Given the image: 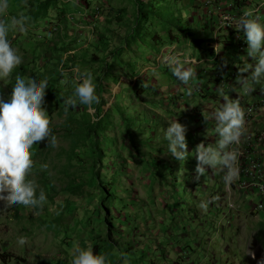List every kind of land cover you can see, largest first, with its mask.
<instances>
[{
	"label": "rangeland",
	"instance_id": "1",
	"mask_svg": "<svg viewBox=\"0 0 264 264\" xmlns=\"http://www.w3.org/2000/svg\"><path fill=\"white\" fill-rule=\"evenodd\" d=\"M247 8L264 21V0H10V15L23 13L30 23L9 34L23 58L0 81V98L17 74L47 77L42 107L57 146L30 150L32 176L47 197L42 208L0 202V264H71L74 249L89 244L107 253L109 264L264 261V212L242 208L234 194L247 175L254 181V168L239 160L230 186L218 168L195 178L196 145L216 139L220 91L246 107L264 90V80L251 81L247 44L239 49L245 39L236 20ZM226 14L233 25L221 28ZM177 52L195 70L190 86L165 63ZM84 70L93 73L100 102L65 112ZM173 119L186 126L183 161L166 152L163 129Z\"/></svg>",
	"mask_w": 264,
	"mask_h": 264
},
{
	"label": "clouds",
	"instance_id": "2",
	"mask_svg": "<svg viewBox=\"0 0 264 264\" xmlns=\"http://www.w3.org/2000/svg\"><path fill=\"white\" fill-rule=\"evenodd\" d=\"M25 6L27 0H24ZM10 0H0V81L8 80L13 70L21 63L23 54L18 47L11 44V32H26L29 17L23 13L10 15ZM237 28L243 32L247 44V55L255 60L251 71V81L264 80V21L256 15V10L247 8L236 20ZM165 63L172 75L186 86H190L196 73L193 67L187 66L189 61L182 53H170ZM250 65L240 68V72H247ZM243 92L251 90L248 82ZM48 78L37 79L15 76L7 98H0V202L4 207L23 205L32 209H39L46 203L45 191L32 176L34 161L32 146L42 140L52 146H57V137L50 127V115L44 107L45 90L48 88ZM97 84L93 73L88 70L79 71L72 95L64 99L65 112L77 105L98 104L100 97L96 92ZM191 91V87H189ZM222 103L213 113L215 120L214 143L196 145L194 150L195 178L205 175L207 169H220L226 186L238 180L240 175L238 146L247 134L245 109L239 98H230L223 90L220 91ZM206 119V118H205ZM186 126L173 119L163 129V137L167 141V153L178 161H183L186 152ZM42 170L48 165L41 164ZM212 199H218L213 197ZM210 200H202L199 207L208 208ZM2 210V209H0ZM26 237L20 235L16 244H26ZM91 244L86 247L77 246L74 249L71 264H109L105 253H93ZM264 264V261L260 262Z\"/></svg>",
	"mask_w": 264,
	"mask_h": 264
},
{
	"label": "built area",
	"instance_id": "3",
	"mask_svg": "<svg viewBox=\"0 0 264 264\" xmlns=\"http://www.w3.org/2000/svg\"><path fill=\"white\" fill-rule=\"evenodd\" d=\"M224 20L220 22L221 28H229L233 25L231 14L224 15ZM237 38V37H236ZM239 39V38H238ZM246 47V41H241L239 49L244 50ZM240 50V52H241ZM254 67V65H253ZM252 71V69H251ZM256 94L259 99L255 103H251L250 106L243 107L245 109V120L247 134L242 138L240 145L238 146L241 153L239 160L249 164L254 169L249 171L256 173V176L252 181L249 176L244 178L240 184L236 186L234 194L245 202L242 208L253 213L264 212V90L256 89ZM242 168V165H241ZM232 194V191H228ZM249 195H253L254 199L249 200ZM244 196H246L244 198ZM255 200V201H254ZM239 202L237 200H230L229 208L238 211Z\"/></svg>",
	"mask_w": 264,
	"mask_h": 264
},
{
	"label": "trees",
	"instance_id": "4",
	"mask_svg": "<svg viewBox=\"0 0 264 264\" xmlns=\"http://www.w3.org/2000/svg\"><path fill=\"white\" fill-rule=\"evenodd\" d=\"M52 133L54 134V131H52ZM38 144H40V146H41V148H48V147H50V145L47 143V141L46 140H42V141H40ZM113 192L111 191V194H112ZM105 198V197H104ZM108 245L109 246H111L112 244L111 243H108ZM98 247H96V248H94L93 249V253L95 254V253H97V251H98ZM104 253V252H103ZM106 255H108L107 253H105Z\"/></svg>",
	"mask_w": 264,
	"mask_h": 264
}]
</instances>
